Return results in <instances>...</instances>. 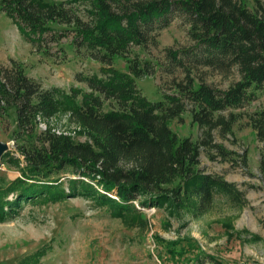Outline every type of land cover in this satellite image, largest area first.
Instances as JSON below:
<instances>
[{
	"label": "trees",
	"instance_id": "1",
	"mask_svg": "<svg viewBox=\"0 0 264 264\" xmlns=\"http://www.w3.org/2000/svg\"><path fill=\"white\" fill-rule=\"evenodd\" d=\"M0 10L38 47L47 48V34L57 33L53 24L66 36L74 32L78 47L102 64L100 73L78 75L88 89L69 90L44 87L17 60L0 67V128L14 113L13 137L26 162L21 176L8 183L0 174V222L26 203L76 195L92 196L108 205L115 217L142 228L149 226L141 217L143 207L182 208L188 202L195 215H203L213 206L216 190L238 205L247 203L237 183L203 170L200 156L204 150L211 159L247 168L246 154L215 137V133L236 137L241 123L264 144V107L248 110L264 93L262 0H255L254 8L248 0H0ZM178 18L193 44L168 48L165 69L171 75L180 70L183 77H173L172 92L164 93L162 100H151L137 79L154 75L163 66L134 49L159 48L161 32ZM116 58L127 61V70L115 65ZM201 68L237 71L240 78L227 89L217 88L197 79ZM187 111L201 129L196 140L180 137L170 125ZM59 114L75 124V136L51 126L50 120ZM47 120V127L41 128ZM2 157L20 161L11 152ZM69 174L88 177L105 191L83 179L67 178ZM159 239L167 248L160 249V256L164 252L182 258L188 253L186 246L179 250L177 246L189 238ZM45 253L38 251L22 264H39ZM210 264L227 263L212 257Z\"/></svg>",
	"mask_w": 264,
	"mask_h": 264
},
{
	"label": "rangeland",
	"instance_id": "2",
	"mask_svg": "<svg viewBox=\"0 0 264 264\" xmlns=\"http://www.w3.org/2000/svg\"><path fill=\"white\" fill-rule=\"evenodd\" d=\"M45 1L62 3L66 0ZM248 2L254 8L255 0ZM80 8L83 10V6ZM53 25L58 31L54 36L51 35L55 32L47 34L50 35L47 48L38 47L21 33L11 17L0 10V67L17 60L23 64L26 73L38 79L44 87L88 89L85 82L79 81L78 75L100 73L101 62L78 47L74 32L70 31L66 36L61 34L62 27ZM187 30L181 19H175L161 32L159 48L148 51L134 49L141 57L158 60L163 66H158L154 75L137 79L139 88L149 99L162 100L164 93L172 92L173 77H183L180 70L174 75L166 71V50L193 44ZM115 65L122 70L128 67L124 58H116ZM195 76L199 81L204 80L221 89H227L240 78L237 71L227 73L209 68L197 70ZM263 107L264 93H261L248 110ZM14 118L12 113V117L1 126L0 140L10 144L7 152L20 161L0 159L3 183L21 176V167L26 164L17 152L13 137L16 128ZM48 123V120L43 121L40 127L46 128ZM50 124L57 132L76 134V126L69 122L67 115H57ZM170 125L180 137L190 136L196 140L201 135V129L192 121L189 111L182 120H170ZM235 133L236 137L228 135L223 138L217 133L215 137L227 148L246 154L248 167L211 159L203 150L201 168L237 183L245 192L247 203L244 206L216 190L213 206L203 215H195L188 202H184L182 208L168 205L143 207L141 217L146 218L149 226L142 228L115 217L108 205L100 204L92 196L76 195L48 203H26L14 216L0 222V264H22L26 258L42 250L46 253L39 264H210L212 257L227 264H264V164L261 163L264 144L257 139L252 128L242 123L237 125ZM78 138L86 139L85 136ZM75 177L96 185L85 176H67ZM63 181L67 188V179L63 178ZM96 187L105 191L103 187ZM134 202L140 206V200ZM160 237L167 240L189 238L190 241L177 246L178 250L186 246L188 253L182 258L168 257L164 252L160 256V249H167L166 242H159Z\"/></svg>",
	"mask_w": 264,
	"mask_h": 264
},
{
	"label": "water",
	"instance_id": "3",
	"mask_svg": "<svg viewBox=\"0 0 264 264\" xmlns=\"http://www.w3.org/2000/svg\"><path fill=\"white\" fill-rule=\"evenodd\" d=\"M10 149V144L0 140V159Z\"/></svg>",
	"mask_w": 264,
	"mask_h": 264
},
{
	"label": "built area",
	"instance_id": "4",
	"mask_svg": "<svg viewBox=\"0 0 264 264\" xmlns=\"http://www.w3.org/2000/svg\"><path fill=\"white\" fill-rule=\"evenodd\" d=\"M116 197V196H115Z\"/></svg>",
	"mask_w": 264,
	"mask_h": 264
}]
</instances>
